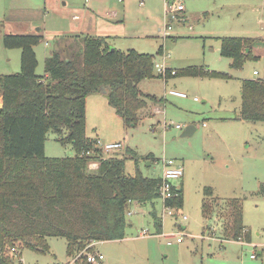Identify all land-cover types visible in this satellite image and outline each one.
Instances as JSON below:
<instances>
[{
    "label": "rangeland",
    "instance_id": "obj_1",
    "mask_svg": "<svg viewBox=\"0 0 264 264\" xmlns=\"http://www.w3.org/2000/svg\"><path fill=\"white\" fill-rule=\"evenodd\" d=\"M165 1L92 0L86 9V0H0V74L20 70V49L5 48L4 33L41 34L34 51L36 73L43 74L44 59L52 51L66 55L81 47L79 37L100 33L90 31L103 20L94 13L95 2H104L106 9L116 8L120 25L108 44L121 51L135 49L153 55L154 76L141 80L138 88L162 97L164 103L149 102L138 111L136 124L128 126L109 105L106 93H92L86 98L85 133L100 146L120 141L122 147L116 151L129 175L138 169L144 176L161 178L163 158L180 162L183 175L174 182L182 184L183 205L168 214L160 197L153 204L133 202L126 214L124 237L97 242L103 255L97 264H264V122L239 119L241 80L264 79V0H179L184 10L174 16L166 14ZM92 14L97 21L90 24ZM166 25L170 28L163 31ZM222 36L251 38L253 45L247 52L252 58L232 68L231 59L220 54ZM157 63L177 70L203 65L209 71L228 73L229 78L171 76L165 82ZM189 124L195 131L182 136ZM66 134L65 129L59 134L48 131L46 156L75 154L71 143L60 140ZM101 151L104 157L114 152ZM204 186H211L219 199H207L213 210L207 217L203 215ZM231 198L241 199L250 242L224 235L231 218L223 202ZM153 210L162 220L159 234ZM47 244L45 254L12 251L13 264H85L72 260L75 253L67 254L64 237H48Z\"/></svg>",
    "mask_w": 264,
    "mask_h": 264
},
{
    "label": "trees",
    "instance_id": "obj_2",
    "mask_svg": "<svg viewBox=\"0 0 264 264\" xmlns=\"http://www.w3.org/2000/svg\"><path fill=\"white\" fill-rule=\"evenodd\" d=\"M41 37L38 32L2 36L3 46L19 48L21 56L17 73L0 74V264H13L12 249L15 253L24 249L48 253V237H64L68 255L91 241L122 239L129 206L133 202L153 204L160 197L159 176L147 177L138 169L134 175L126 174L117 151L102 157L98 141L85 133L86 98L101 87L107 90L109 105L128 126L136 124L138 111L149 102L164 103L162 97L138 88L141 80L154 76L153 55L111 49L105 36L83 35L77 39L80 48L66 55L52 51L44 59V73L37 74L34 46ZM220 41V54L231 59L232 68L252 58L246 51L253 45L251 38L222 36ZM165 71L166 78H229L228 73L209 71L203 65L178 70L165 67ZM240 97L239 119L264 122V79H242ZM64 129L67 134L60 140L71 143L75 154L46 156V134ZM91 159L99 160L95 170L87 168ZM176 190L177 195L164 204L179 209L183 190L181 186ZM203 193V215L207 217L213 211L209 199H219L211 186H204ZM223 204L231 218L224 228L225 237L250 242L241 199L231 198ZM151 217L156 233H161V217L154 210Z\"/></svg>",
    "mask_w": 264,
    "mask_h": 264
},
{
    "label": "built area",
    "instance_id": "obj_3",
    "mask_svg": "<svg viewBox=\"0 0 264 264\" xmlns=\"http://www.w3.org/2000/svg\"><path fill=\"white\" fill-rule=\"evenodd\" d=\"M118 1H122V0H118ZM181 10H183V4L179 0H174L170 4L168 3L167 0L165 1L166 14L170 13L172 16H174L176 12H180ZM166 28H170V25H166L163 31H165ZM156 66L159 69L162 77L166 79L165 67L160 66L159 64H156ZM170 73L174 74V70H171ZM253 74H257V71L254 70ZM168 93L174 96L186 97L185 93L177 91V90H168ZM194 100H197V98L194 97ZM177 127L181 128V126L178 124H177ZM99 147L104 152L116 151L122 147V143L121 142H109V143H105L103 146L99 145ZM87 154H89V152H87ZM98 165H99V160L91 159L88 162L87 168L88 170H95L98 168ZM182 175H183V166L180 162H178L177 160L173 158H166V159L163 158L162 159L161 184L159 188V196L163 202L177 195L176 189L178 188V185L175 184L174 180L180 179ZM164 208H166L167 210L166 213L168 214H172L174 212V208H172L171 206L166 205ZM185 218L186 216L183 215V219ZM141 234L145 235L146 231H142ZM176 241H180V238H177ZM168 243H170V241H168ZM96 244H97V241L89 242L81 250L75 252L72 260L73 261L84 260L85 262L91 263V264L99 263L102 260L103 255L97 248ZM12 250L14 251V249ZM250 256L251 258H254L256 254L252 253Z\"/></svg>",
    "mask_w": 264,
    "mask_h": 264
},
{
    "label": "crops",
    "instance_id": "obj_4",
    "mask_svg": "<svg viewBox=\"0 0 264 264\" xmlns=\"http://www.w3.org/2000/svg\"><path fill=\"white\" fill-rule=\"evenodd\" d=\"M86 1H88V4L86 5V9H89V8H91L90 7V2L92 3V0H86ZM152 1H154V0H152ZM155 1H160V0H155ZM115 2V1H114ZM142 1H140V3H141ZM96 4H94V6L93 7H96V9H95V14L97 15V16H99L101 19H103V20H101L100 22H101V24L98 26V27H95L94 29H91L90 31L91 32H100L99 34H98V36H105L106 37V41L108 40V38H110L111 36H113L114 35V33L116 32V29H117V26H119L120 24V20H119V11H117V9L116 8H114V9H106V7H105V3L104 2H102V4H98L97 2H95ZM116 3V2H115ZM104 6V7H103ZM164 8H165V2H164ZM183 10H184V6H183ZM183 10H181L180 12H182ZM93 15V14H92ZM122 15H123V13H122ZM93 17H95L94 15H93ZM93 17H89V19H88V22L90 23V24H92L93 22H96L97 20H96V17L95 18H93ZM109 18H118V19H116L115 21H111V20H109ZM90 20V21H89ZM119 22V23H118ZM118 23V24H117ZM96 34V33H95ZM84 35H87V34H84ZM94 36H97V35H94ZM158 64V63H157ZM160 66H163V65H161V64H159ZM165 67V66H164ZM167 79V78H166ZM166 79L164 80L165 82H166ZM114 142H120V141H114ZM115 152V151H114ZM178 184V183H177ZM181 186L182 187V184L180 183V184H178V186ZM182 190H183V188H182ZM182 193H183V191H182ZM182 228H184V226L182 227ZM97 242H99V241H97ZM262 253V251H260V254ZM259 254V253H258Z\"/></svg>",
    "mask_w": 264,
    "mask_h": 264
},
{
    "label": "water",
    "instance_id": "obj_5",
    "mask_svg": "<svg viewBox=\"0 0 264 264\" xmlns=\"http://www.w3.org/2000/svg\"><path fill=\"white\" fill-rule=\"evenodd\" d=\"M114 47H111V49H113ZM248 50V49H247ZM246 50V51H247ZM101 91L106 93V88L104 87H101ZM195 127L192 125V124H189L186 126V128L184 129V131L182 132V136H188V135H191L194 131H195ZM258 253L260 254V251H258Z\"/></svg>",
    "mask_w": 264,
    "mask_h": 264
}]
</instances>
